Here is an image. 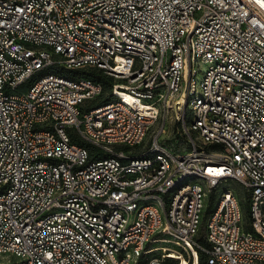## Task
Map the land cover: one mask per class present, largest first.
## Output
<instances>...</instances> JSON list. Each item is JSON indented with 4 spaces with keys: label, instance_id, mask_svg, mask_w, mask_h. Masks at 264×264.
Instances as JSON below:
<instances>
[{
    "label": "built area",
    "instance_id": "1",
    "mask_svg": "<svg viewBox=\"0 0 264 264\" xmlns=\"http://www.w3.org/2000/svg\"><path fill=\"white\" fill-rule=\"evenodd\" d=\"M83 69L113 80L99 106L101 83L65 74ZM168 122L178 151L159 141ZM227 179L247 221L230 190L205 215ZM200 253L264 264V0H0V255Z\"/></svg>",
    "mask_w": 264,
    "mask_h": 264
},
{
    "label": "rangeland",
    "instance_id": "2",
    "mask_svg": "<svg viewBox=\"0 0 264 264\" xmlns=\"http://www.w3.org/2000/svg\"><path fill=\"white\" fill-rule=\"evenodd\" d=\"M51 71L52 70L43 71L38 75V77L45 75ZM75 71H78V70H69V71L65 72V74L68 75V77L76 78ZM201 76H202V72H199L197 74V78L200 79ZM79 77H85V76L83 74H80ZM32 80H29L28 83L31 82ZM172 130H173V127L171 126V123L168 122L167 123V130L161 136L159 141L163 146H165L167 148L174 146L175 151H178L177 150L178 144L181 142V140H179L177 136H172ZM84 145L87 146L88 144H84ZM186 147H187V150L190 149V147H188V146H186ZM207 150L208 151H218V147L210 146L209 148H207ZM223 190H230V191L234 192L236 195H238V198L240 199L241 204H242V209L244 212L245 221H247L248 216H249V214H248V212H249V203H248L249 202V200H248L249 194H248V191L246 190V188L244 186H242L240 183H238L232 179H227L226 181H223L220 184V186L218 187V189L214 193H212L208 196V198L206 199V205H205L207 213H205V215L210 213L214 209V207H215L214 204H216L215 203L216 196L218 195V193H220ZM207 219H208V217L206 216V218H204V221H203L204 226L200 232L201 236L205 232L204 227H205V223H206ZM8 260H10V262H8ZM0 264H18V259L13 257V256L12 257H2L0 255Z\"/></svg>",
    "mask_w": 264,
    "mask_h": 264
},
{
    "label": "trees",
    "instance_id": "3",
    "mask_svg": "<svg viewBox=\"0 0 264 264\" xmlns=\"http://www.w3.org/2000/svg\"><path fill=\"white\" fill-rule=\"evenodd\" d=\"M80 74H83L85 78L94 80L96 82H99L103 86V92L99 98L96 100H93L90 104V107H96L107 101L110 97V92L113 86V80L109 77L104 76L101 72L94 70V69H83L75 71L76 76H80ZM91 152L94 151L91 145H87ZM95 157L92 156L91 159H94ZM206 245V244H205ZM204 256L202 253H200V264H204Z\"/></svg>",
    "mask_w": 264,
    "mask_h": 264
},
{
    "label": "bare ground",
    "instance_id": "4",
    "mask_svg": "<svg viewBox=\"0 0 264 264\" xmlns=\"http://www.w3.org/2000/svg\"><path fill=\"white\" fill-rule=\"evenodd\" d=\"M181 261H182V264H186V260L182 259Z\"/></svg>",
    "mask_w": 264,
    "mask_h": 264
}]
</instances>
